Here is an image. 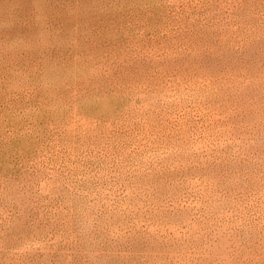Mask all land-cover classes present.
<instances>
[{
  "label": "rangeland",
  "instance_id": "374dc122",
  "mask_svg": "<svg viewBox=\"0 0 264 264\" xmlns=\"http://www.w3.org/2000/svg\"><path fill=\"white\" fill-rule=\"evenodd\" d=\"M0 264H264V0H0Z\"/></svg>",
  "mask_w": 264,
  "mask_h": 264
}]
</instances>
